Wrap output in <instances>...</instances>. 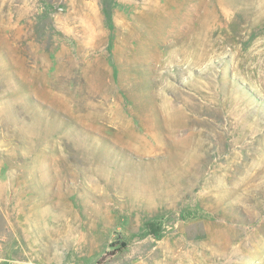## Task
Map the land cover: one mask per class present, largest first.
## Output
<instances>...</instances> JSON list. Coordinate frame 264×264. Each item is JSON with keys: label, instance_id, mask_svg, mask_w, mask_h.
<instances>
[{"label": "rangeland", "instance_id": "1", "mask_svg": "<svg viewBox=\"0 0 264 264\" xmlns=\"http://www.w3.org/2000/svg\"><path fill=\"white\" fill-rule=\"evenodd\" d=\"M0 264H264V0H0Z\"/></svg>", "mask_w": 264, "mask_h": 264}]
</instances>
